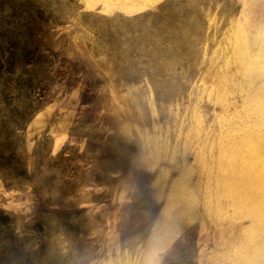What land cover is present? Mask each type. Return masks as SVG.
I'll return each mask as SVG.
<instances>
[{"label":"rangeland","instance_id":"obj_1","mask_svg":"<svg viewBox=\"0 0 264 264\" xmlns=\"http://www.w3.org/2000/svg\"><path fill=\"white\" fill-rule=\"evenodd\" d=\"M95 1L0 0V264H264V0Z\"/></svg>","mask_w":264,"mask_h":264},{"label":"trees","instance_id":"obj_2","mask_svg":"<svg viewBox=\"0 0 264 264\" xmlns=\"http://www.w3.org/2000/svg\"><path fill=\"white\" fill-rule=\"evenodd\" d=\"M167 8H169V7L164 6L163 9L161 7L162 12L166 11ZM137 19H138V17L135 16L133 18V20H131V21L133 22V21H136ZM176 27H178V25L175 24L173 21L167 20L166 18L164 19L162 14H160V13L159 14L155 13L154 16H153V19L151 20L150 23H146L145 21H142V22H140V24H138V29L137 30H134V29L130 28V35H132L134 33H138L139 35H141V36H143L145 38L150 37L151 42L145 41L144 45L142 46L143 50H149V49H151V47L153 49H155L160 43H163V45L165 47H167L170 44L169 38L165 37L163 42H160V40L163 38V36H167ZM54 34L55 33H49L48 34V36H49L51 41H50V43L48 45H46L45 48L49 52H52V49H53V44H54L53 36H54ZM121 36H122V33L119 32L118 35L116 34V37L111 36V38H109V40L114 39V42L116 43L115 46H118L121 43V42L118 41ZM107 42L109 43V46H110V42L108 40L106 41V43ZM115 46H113L108 51V54L110 56H114L116 54H120L122 52H126L125 49H120L121 47H115ZM137 53H139V52H137ZM34 62H36V61H35L34 57H32V59L30 61V64H33ZM12 70H13L14 75H15L16 72H17L15 65L13 66ZM88 90H89V86H87V88H86V91H88ZM10 164H11L10 165L11 178L14 176V174H19L18 171H21V168H24L22 166V163H21L20 159L17 158L14 155V152H11V163ZM185 264H190V263L186 262Z\"/></svg>","mask_w":264,"mask_h":264},{"label":"crops","instance_id":"obj_3","mask_svg":"<svg viewBox=\"0 0 264 264\" xmlns=\"http://www.w3.org/2000/svg\"><path fill=\"white\" fill-rule=\"evenodd\" d=\"M88 1L94 3V7L98 6L100 4V2H97L95 0H88Z\"/></svg>","mask_w":264,"mask_h":264}]
</instances>
